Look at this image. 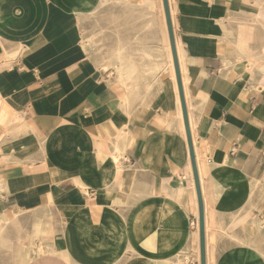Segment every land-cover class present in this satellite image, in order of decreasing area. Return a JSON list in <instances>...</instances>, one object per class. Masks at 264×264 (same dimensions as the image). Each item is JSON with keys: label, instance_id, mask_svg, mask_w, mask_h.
I'll return each mask as SVG.
<instances>
[{"label": "crops", "instance_id": "obj_1", "mask_svg": "<svg viewBox=\"0 0 264 264\" xmlns=\"http://www.w3.org/2000/svg\"><path fill=\"white\" fill-rule=\"evenodd\" d=\"M167 2L204 215L215 237L225 229L216 240L240 244L264 220V42H250L244 68L236 23L264 20V0ZM162 11V0H0V222L23 230L16 257L41 243L36 264L193 260L197 199ZM119 47L150 91L112 73Z\"/></svg>", "mask_w": 264, "mask_h": 264}, {"label": "bare ground", "instance_id": "obj_2", "mask_svg": "<svg viewBox=\"0 0 264 264\" xmlns=\"http://www.w3.org/2000/svg\"><path fill=\"white\" fill-rule=\"evenodd\" d=\"M146 3V1H145ZM101 4V3H100ZM124 4V3H123ZM255 4V2H254ZM100 7V6H99ZM146 7V6H145ZM262 7V6H261ZM147 8V7H146ZM152 8V7H151ZM154 8V7H153ZM163 12V11H162ZM148 15V14H147ZM151 17V16H150ZM149 17V18H150ZM102 18V17H101ZM149 20V19H148ZM235 20V18H234ZM250 21V22H249ZM231 23V22H230ZM233 24V23H231ZM153 27V20L151 21H147L146 23V31H149L150 28ZM236 29L239 31L240 35H238L236 41H235V45L237 46V49H239V53L241 55L240 58H242V62L245 61V59H249L250 58V54L252 53L249 50V44L252 41H259V42H264V20H260L258 19L257 16H253L250 20H239V22L236 23ZM257 30L259 32H257ZM236 31V30H235ZM255 32H257L258 36H255ZM93 38V37H92ZM155 37L152 36L151 40H156L154 39ZM228 39V38H227ZM256 39V40H255ZM138 37L135 36L132 40V42H137ZM166 40L169 43L168 40V34H167V28H166V33H164L162 35V42L166 43ZM227 41V40H226ZM88 43V42H87ZM230 43V42H229ZM234 43V42H233ZM90 43L87 44L88 47H90L89 45ZM261 46V44H260ZM259 47V45H258ZM264 47V46H262ZM261 47V48H262ZM170 48V46H169ZM87 49V48H86ZM264 49V48H262ZM255 51V49H254ZM264 51V50H263ZM261 52V51H260ZM237 53V52H236ZM238 53V54H239ZM256 53V52H255ZM255 53H252L255 54ZM260 60L264 59V52L261 55H257ZM253 57V56H252ZM235 58V57H234ZM256 58V56H255ZM238 59V58H236ZM100 61V60H99ZM235 61V59H234ZM257 61V60H256ZM161 62V61H160ZM237 62V61H236ZM259 62V61H258ZM165 63V62H163ZM161 62V69L162 71H164V65ZM160 64V63H159ZM237 64V63H236ZM166 66V65H165ZM173 66V63H172ZM171 66V67H172ZM231 66V65H230ZM237 66V65H235ZM242 66L244 68H249V64L246 62H243ZM234 67V65H233ZM103 70H106L107 68L105 66H102ZM140 68V67H139ZM160 69V68H159ZM168 69V68H167ZM233 69V68H232ZM140 70V69H139ZM138 70V71H139ZM166 70V69H165ZM174 70V69H173ZM235 70V69H234ZM250 70H252V67L250 68ZM112 73H114L116 75V77L121 81V83L123 85H125L127 87V89L131 90L133 92V90H137L140 87H143L145 92L150 91L151 86H148V82L146 83H137L135 82V74H137V66H135L133 64V61L131 59V57L127 56L126 52L124 51V49H122L121 47H119L113 54V66H112ZM233 71V70H232ZM165 72V71H164ZM173 72V71H172ZM250 72V71H249ZM257 72V71H255ZM167 73V72H166ZM142 74V73H141ZM171 74V72H170ZM248 74V73H246ZM250 74V73H249ZM140 75V74H139ZM151 75V74H149ZM175 75V74H174ZM142 76V75H141ZM154 75L152 74V77ZM162 76V75H161ZM171 76V75H170ZM263 76V75H262ZM158 77V76H157ZM259 77V76H258ZM123 80V81H122ZM125 80V81H124ZM157 81V80H156ZM176 82V80H175ZM164 84V79L162 78L161 81L157 84V86H161V88L163 87ZM153 85V84H152ZM177 86V85H176ZM189 87V86H188ZM125 89V87H124ZM126 89V90H127ZM128 90V91H129ZM127 91V92H128ZM130 92V91H129ZM178 92V90H177ZM187 95V94H186ZM179 98V96H178ZM176 100V99H175ZM132 101V100H131ZM180 103V101H178ZM121 103V102H120ZM181 108V107H180ZM188 109V108H187ZM192 112V111H191ZM180 115V114H179ZM193 115V114H192ZM114 127V126H113ZM179 128V127H178ZM115 129V128H114ZM167 129V128H166ZM127 139V138H126ZM115 143V142H114ZM112 144V143H111ZM115 145V144H114ZM197 147V146H196ZM195 151V156H196V148H193ZM189 156V154H188ZM198 161V157L195 158V161ZM190 161V160H189ZM117 162V161H116ZM118 164V163H117ZM119 165V164H118ZM188 166V165H187ZM190 169H187L189 174L192 173L191 171V165L189 164ZM198 169H199V175L201 172V164L197 163ZM197 169V170H198ZM116 179V178H115ZM118 181V180H117ZM184 181V180H183ZM177 182V181H176ZM113 183V182H112ZM183 183V182H182ZM122 184V182H121ZM180 185V184H179ZM180 187V186H179ZM152 188V187H151ZM194 208V207H193ZM40 210V209H39ZM21 211V210H20ZM40 213V212H39ZM195 214L197 216V208L195 210ZM23 215V214H22ZM13 216V215H12ZM44 216V215H43ZM48 216V215H47ZM18 217V216H17ZM39 217V216H38ZM4 223V224H2ZM253 223V222H252ZM34 224V223H33ZM60 224V223H59ZM64 224V223H63ZM213 222L211 220V217L209 216V214L205 213L204 215V241H205V264H213V243L215 241V233L214 228L213 227ZM8 226H10L11 229L14 230V236L9 237L7 235L8 233ZM220 226V225H219ZM37 227V226H36ZM64 227V226H63ZM255 227L257 231H260L264 228V220L262 219H257L256 223H255ZM218 228V227H217ZM220 228V227H219ZM35 230V229H34ZM23 230L20 228V226L18 225L17 220H14L12 222H6V221H1L0 222V246L4 244V248L2 249L5 253L9 254V258L11 261V264H32V263H36V261L40 258V256H42L43 253V248L44 246L41 245V243H38L36 245H31V247L28 250V256L26 255L25 258H18L16 257V252L17 249L20 247V242L23 239V236L21 235V232ZM32 232V231H31ZM223 232V231H222ZM221 233V232H220ZM30 235V234H29ZM218 235V234H217ZM230 238V237H229ZM231 239V238H230ZM38 240V239H37ZM239 241V240H238ZM240 242V241H239ZM46 246V245H45ZM51 246V245H50ZM248 248H250L249 245H247ZM52 248V247H51ZM186 248V247H185ZM53 249V248H52ZM49 248V254H53V250ZM20 250V249H19ZM132 250V249H131ZM192 252L193 254V260L191 261V259L188 256H183L182 258L178 257L176 262L178 264H199V236H198V224L195 225V229L194 232L192 234ZM255 255L259 256V257H264L263 254L255 251ZM71 258V257H70ZM263 259V258H262ZM249 260V259H248ZM169 261H171L169 259ZM160 263V262H159ZM171 263V262H170ZM168 261L163 262V264H170ZM69 264H73L72 261H69ZM114 264V263H113ZM175 264V262H174Z\"/></svg>", "mask_w": 264, "mask_h": 264}, {"label": "rangeland", "instance_id": "obj_3", "mask_svg": "<svg viewBox=\"0 0 264 264\" xmlns=\"http://www.w3.org/2000/svg\"><path fill=\"white\" fill-rule=\"evenodd\" d=\"M256 221L257 219L251 223L253 230L248 234V239L250 241L244 238L242 241L239 240V242L233 235L227 234L228 237L232 240L235 239L236 242L240 244L223 242L222 240L225 238L224 234L223 236H219L216 240L217 234L226 233L225 229L219 226L220 228L218 227V232L215 237L216 241L213 243V264H264V257L255 255V251L264 255V238L263 241L259 239L253 240L261 237L264 232V228L260 231L256 230ZM247 245H249L250 248H248ZM3 248L4 244L0 246V264H11L9 254L5 253L2 250ZM32 264L36 263L34 262Z\"/></svg>", "mask_w": 264, "mask_h": 264}, {"label": "water", "instance_id": "obj_4", "mask_svg": "<svg viewBox=\"0 0 264 264\" xmlns=\"http://www.w3.org/2000/svg\"><path fill=\"white\" fill-rule=\"evenodd\" d=\"M162 5H163L165 22H166L169 46H170V51H171V56H172V63H173V69H174V74H175V80H176V85H177V90H178L179 101H180L182 120H183V125H184L185 136H186V142H187L188 154H189V159H190L192 177H193L196 199H197V212H198L197 224H198V236H199V264H205L204 211H203V203H202V198H201L199 177H198V171H197V166H196V161H195V154H194L192 139H191L190 130H189L186 104H185V99H184V94H183V87H182L179 65H178V59H177L176 48H175L174 33H173V28H172V23H171V18H170L167 0H162Z\"/></svg>", "mask_w": 264, "mask_h": 264}]
</instances>
